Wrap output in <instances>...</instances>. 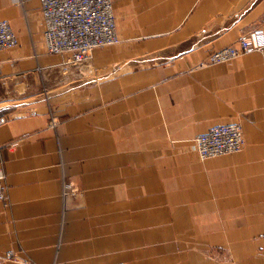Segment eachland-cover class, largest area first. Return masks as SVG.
<instances>
[{
    "label": "crops",
    "instance_id": "0c3cea01",
    "mask_svg": "<svg viewBox=\"0 0 264 264\" xmlns=\"http://www.w3.org/2000/svg\"><path fill=\"white\" fill-rule=\"evenodd\" d=\"M112 2L122 42L74 65L40 0H0V264H264V57L201 66L264 32V0ZM235 122L244 150L199 159Z\"/></svg>",
    "mask_w": 264,
    "mask_h": 264
},
{
    "label": "built area",
    "instance_id": "2783aa9c",
    "mask_svg": "<svg viewBox=\"0 0 264 264\" xmlns=\"http://www.w3.org/2000/svg\"><path fill=\"white\" fill-rule=\"evenodd\" d=\"M40 2L47 54H69L72 64L81 65L91 59L95 49L122 42L112 0H40ZM18 45L19 39L10 23L1 20L0 52L13 50ZM253 52L264 57L262 31L248 32L239 39L237 46L214 51L201 66L227 63ZM7 120V117L0 116V127ZM51 124L55 126V120H52ZM245 147L243 128L238 122L217 124L191 140V148L201 160L237 154ZM5 180L6 173L0 162V203L3 204L8 201ZM8 257L12 258L10 255Z\"/></svg>",
    "mask_w": 264,
    "mask_h": 264
}]
</instances>
